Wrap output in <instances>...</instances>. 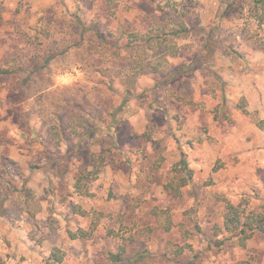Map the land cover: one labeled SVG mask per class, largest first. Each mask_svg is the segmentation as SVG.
I'll return each mask as SVG.
<instances>
[{"label":"rangeland","instance_id":"374dc122","mask_svg":"<svg viewBox=\"0 0 264 264\" xmlns=\"http://www.w3.org/2000/svg\"><path fill=\"white\" fill-rule=\"evenodd\" d=\"M178 21L164 48L128 46ZM263 39L252 0H0L4 264H264L262 232L212 243L226 200L264 211ZM79 107L90 131L56 145Z\"/></svg>","mask_w":264,"mask_h":264},{"label":"trees","instance_id":"16d2710c","mask_svg":"<svg viewBox=\"0 0 264 264\" xmlns=\"http://www.w3.org/2000/svg\"><path fill=\"white\" fill-rule=\"evenodd\" d=\"M252 5L253 10L255 11V15L258 17V21L263 24L264 0H252ZM74 18L75 21L83 27V29L88 28L78 17ZM172 28L173 30L171 32H166L164 27H159L155 30V33L153 34H140L138 32H130L127 34L129 44L128 46H130L131 48H135L136 46L143 47L145 49H160L164 48L165 42L167 41V38L170 35L183 34L184 32L188 31V26L183 21L173 22ZM93 29L96 31V33H99V29L97 27H93ZM139 41H141L142 44ZM136 42L138 43L136 44ZM262 47L264 49V39L262 41ZM145 65L146 63H140V68H138L137 70H133L131 76L136 77L137 75L142 73V67ZM12 72L13 69L5 68L4 66L0 65V75H8ZM132 82L133 78H130V83L132 84ZM131 84H128L126 87V92L128 93H131ZM91 123L92 118L89 116V114L83 107H79L77 109L71 108L67 112H65L61 120H58L56 123L51 124L48 127V134L50 135V138L54 141V143L58 145L61 140L66 137L76 135L79 131L88 133L90 131ZM102 158V154H99L96 157V163L94 164L93 168L94 172L100 171V161H102ZM175 169L177 171L183 170L184 175L182 176V179L178 184H175L173 183V181H170L166 184V187H170L173 191L179 193V188L185 185L192 178V171L188 168V162L183 154L182 158L178 162H176ZM85 177L86 176L84 175H79L74 181L76 189H78V191L80 192L83 191V179ZM222 226L223 228H220L219 226L214 227V239L212 242L214 246L218 248L221 247L227 239H233L239 245L244 246L256 232L264 233V211L246 209V207H242L241 204H234L226 200ZM222 230L228 234V236H226L225 238L219 237V234L222 232ZM69 233L71 238L86 237V235H88L87 232L83 230H79V234H77L76 232ZM123 252L124 250L122 249L120 252H117L115 254L111 253L110 258L116 262L122 261L125 258H123L122 256ZM52 259L53 262H61L62 254H60L58 250H55L52 253ZM126 259L129 258L127 257ZM4 263L5 260L2 254L0 253V264Z\"/></svg>","mask_w":264,"mask_h":264}]
</instances>
